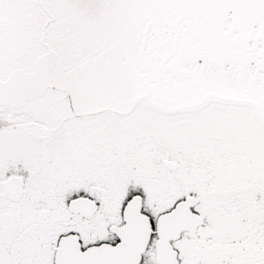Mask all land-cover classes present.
<instances>
[{"label":"snow or ice","instance_id":"obj_1","mask_svg":"<svg viewBox=\"0 0 264 264\" xmlns=\"http://www.w3.org/2000/svg\"><path fill=\"white\" fill-rule=\"evenodd\" d=\"M0 264H264V0H0Z\"/></svg>","mask_w":264,"mask_h":264}]
</instances>
